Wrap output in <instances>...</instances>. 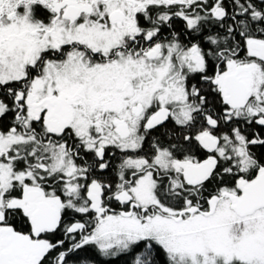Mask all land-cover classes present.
I'll return each instance as SVG.
<instances>
[{
    "label": "snow or ice",
    "instance_id": "snow-or-ice-1",
    "mask_svg": "<svg viewBox=\"0 0 264 264\" xmlns=\"http://www.w3.org/2000/svg\"><path fill=\"white\" fill-rule=\"evenodd\" d=\"M264 264V0H0V264Z\"/></svg>",
    "mask_w": 264,
    "mask_h": 264
},
{
    "label": "trees",
    "instance_id": "trees-1",
    "mask_svg": "<svg viewBox=\"0 0 264 264\" xmlns=\"http://www.w3.org/2000/svg\"><path fill=\"white\" fill-rule=\"evenodd\" d=\"M118 264H119V262H118Z\"/></svg>",
    "mask_w": 264,
    "mask_h": 264
}]
</instances>
